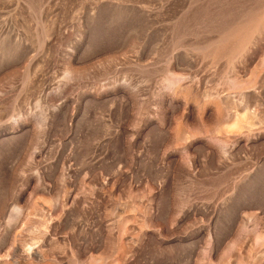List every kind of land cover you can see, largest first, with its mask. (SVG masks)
<instances>
[{
  "label": "rangeland",
  "instance_id": "374dc122",
  "mask_svg": "<svg viewBox=\"0 0 264 264\" xmlns=\"http://www.w3.org/2000/svg\"><path fill=\"white\" fill-rule=\"evenodd\" d=\"M0 264H264V0H0Z\"/></svg>",
  "mask_w": 264,
  "mask_h": 264
}]
</instances>
